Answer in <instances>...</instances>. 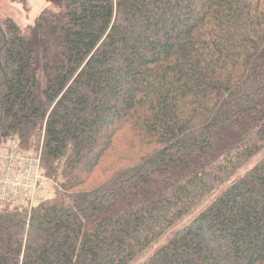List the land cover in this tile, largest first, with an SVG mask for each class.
I'll return each mask as SVG.
<instances>
[{
    "label": "trees",
    "instance_id": "trees-1",
    "mask_svg": "<svg viewBox=\"0 0 264 264\" xmlns=\"http://www.w3.org/2000/svg\"><path fill=\"white\" fill-rule=\"evenodd\" d=\"M11 137L52 184L0 208V264H264V0L0 15Z\"/></svg>",
    "mask_w": 264,
    "mask_h": 264
},
{
    "label": "built area",
    "instance_id": "built-area-1",
    "mask_svg": "<svg viewBox=\"0 0 264 264\" xmlns=\"http://www.w3.org/2000/svg\"><path fill=\"white\" fill-rule=\"evenodd\" d=\"M40 153L24 152L17 137L0 147V208L26 205L30 209L44 190L47 177Z\"/></svg>",
    "mask_w": 264,
    "mask_h": 264
},
{
    "label": "rangeland",
    "instance_id": "rangeland-1",
    "mask_svg": "<svg viewBox=\"0 0 264 264\" xmlns=\"http://www.w3.org/2000/svg\"><path fill=\"white\" fill-rule=\"evenodd\" d=\"M61 0H0V15L10 16L16 24L24 30L28 25H32L41 11L47 7L59 4ZM242 168L239 173L244 172L250 165ZM47 177L44 190L39 194V198L46 197L48 189L51 187L52 179Z\"/></svg>",
    "mask_w": 264,
    "mask_h": 264
}]
</instances>
